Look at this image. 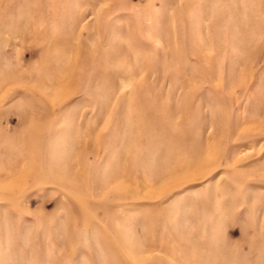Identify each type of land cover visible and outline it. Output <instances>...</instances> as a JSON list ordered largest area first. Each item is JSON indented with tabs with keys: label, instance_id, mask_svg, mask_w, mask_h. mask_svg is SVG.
Returning <instances> with one entry per match:
<instances>
[{
	"label": "rangeland",
	"instance_id": "obj_1",
	"mask_svg": "<svg viewBox=\"0 0 264 264\" xmlns=\"http://www.w3.org/2000/svg\"><path fill=\"white\" fill-rule=\"evenodd\" d=\"M0 264H264V0H0Z\"/></svg>",
	"mask_w": 264,
	"mask_h": 264
}]
</instances>
